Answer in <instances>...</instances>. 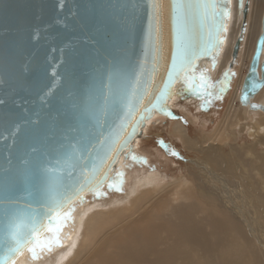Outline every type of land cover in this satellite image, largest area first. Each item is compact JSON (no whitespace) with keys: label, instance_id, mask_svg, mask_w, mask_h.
Returning a JSON list of instances; mask_svg holds the SVG:
<instances>
[{"label":"water","instance_id":"1","mask_svg":"<svg viewBox=\"0 0 264 264\" xmlns=\"http://www.w3.org/2000/svg\"><path fill=\"white\" fill-rule=\"evenodd\" d=\"M178 2L0 0V260L15 261L32 246L11 253L14 234L29 239L37 231L41 237L54 223L53 212L66 213L112 183L121 159L144 137L147 121L169 119L178 86L199 75L202 63L217 59L231 0H212L228 13L217 19L223 26L218 47L199 51L197 30L199 54L158 106L168 86ZM248 8L243 0L232 60ZM261 25L238 99L264 110L248 102L264 86V16ZM105 140L111 148L105 145L104 162L91 152L93 163L91 149Z\"/></svg>","mask_w":264,"mask_h":264},{"label":"bare ground","instance_id":"2","mask_svg":"<svg viewBox=\"0 0 264 264\" xmlns=\"http://www.w3.org/2000/svg\"><path fill=\"white\" fill-rule=\"evenodd\" d=\"M233 4V28L227 34L221 58L217 56L214 60L219 62L218 72L229 61V54L231 58L233 44L240 34L243 0H233ZM248 6L235 88L219 122L208 133L201 125L199 138L190 137L181 122L170 124V132L197 154L189 161L217 182L220 196L233 207L245 209L240 211L241 221L237 220L241 225L233 218L231 209L217 201L216 193L208 187L202 185L205 192L198 196L193 182L182 174L167 182L158 174L148 173L136 180L123 200L85 203L81 208L75 202L66 210L69 218L58 233L60 243L53 244L51 250L37 247L35 257L26 249L15 264H175L173 258L176 264H264V243L256 233V229L264 232V112L238 99L257 36L262 31L264 0H248ZM214 61L204 62L199 68L208 72ZM261 62H264V42ZM248 102L264 105V86ZM248 130L250 140L247 137L240 143L239 138L231 139L239 137V131ZM222 175L236 179V192L229 189ZM231 191L238 204L233 203ZM200 211L209 216L207 222L198 216ZM204 223L209 227L207 230ZM166 224L176 226L172 235L164 228ZM159 233L165 234L159 237L163 241L170 233L173 242L166 244L169 249L159 248ZM49 236L46 231L41 238ZM49 251L52 256L60 252L51 258Z\"/></svg>","mask_w":264,"mask_h":264},{"label":"rangeland","instance_id":"3","mask_svg":"<svg viewBox=\"0 0 264 264\" xmlns=\"http://www.w3.org/2000/svg\"><path fill=\"white\" fill-rule=\"evenodd\" d=\"M233 5V0H231L230 13L224 35L223 46L226 44L227 34L232 27ZM244 25H246V23ZM239 54L240 49L238 50L237 57L233 61L229 54V61H227L226 65L223 67V69H221L220 72L217 71L219 68L218 60L216 62H211L213 67L210 71L203 72L200 69L199 75H192L187 82L180 86V88H177V91H175L177 94L171 101L172 114L170 118L165 119L163 117L154 116L151 120L147 121L144 137L138 140L132 151L128 152L121 159L122 162L118 172H116L117 175L114 181L108 185H105V187H103V189L98 193L86 196L80 201H77L78 207L81 208V206L85 207L86 205H94L97 203L106 204V202L108 204L110 201L115 203L119 200H123L126 198V196H128L127 194L130 192V190L134 188L136 180L148 173L158 174L164 181L167 182L172 181L174 177H178L182 174L193 182L195 195L200 196V193L205 192V187L202 185L208 187L210 191H214L216 195H218H214L217 201L220 200L223 202L222 205L225 204L226 207H229L228 209H231L233 218L236 221H241L240 211L245 209L233 207V205L230 204L227 199L223 197V195L220 196L219 193H221V190L216 189V186L218 185L217 182L211 179L205 172L201 171L200 168L196 167L189 161L191 157H194L197 154L184 147L179 138L170 132V124L173 121H178L179 123L181 122L187 129L189 136L192 138L200 137V135L197 134H201V132H199L201 125L206 133L212 131L213 127H215V125L219 122V119L230 100L231 93L235 88L234 81L236 77V71L238 69L237 64L239 61ZM221 56L222 54L220 51L218 57L221 58ZM230 62L231 66H229ZM242 70L245 69L243 68ZM201 77L204 79L201 80ZM189 85H192V87ZM236 103H238V100ZM262 111L264 112V110ZM236 128L238 130L239 126ZM248 132L249 130L246 132L239 131V137L233 136L231 139L234 140L239 138L238 142L241 143L242 141L247 140V137L249 136ZM248 140H250L249 137ZM226 150H228V148H226ZM222 177L229 189L231 188V190L236 192V188H238L236 179L229 175H222ZM231 194L233 203L235 202L234 204H238V200L236 199V195L233 193V191H231ZM85 203L86 205H84ZM77 204L75 205L76 207ZM203 207H206L203 209L208 210L207 206ZM174 209L178 211L183 208ZM209 209L212 210V208ZM200 212L198 213V216H203L201 220L203 221L204 219L207 222V217L209 218V216L205 215V211L201 213ZM196 219H199V217ZM240 221L237 222L239 223ZM162 222L165 223L166 220H163ZM171 223L173 222L171 221ZM204 224V230H207L209 227L206 225V223ZM166 225L164 228H166V230L169 231L171 235L173 231L177 229L174 225ZM256 227L257 225L255 224L254 229ZM69 231L71 232V227L69 228ZM164 233H159L160 235L158 234V238H162V234L165 237ZM170 233L165 238L166 240H164L166 243L161 238H159V248L169 249L167 248L166 244H171L173 242V238H171ZM256 233L258 234L260 240L264 243L263 230L256 229ZM66 242H69V240ZM51 252L52 251H49L48 253L50 254ZM59 252L60 251L57 253ZM57 253H54L53 256L55 254L57 255ZM49 256L51 258L53 257L51 254ZM171 258H173V256H171ZM172 261L176 264L174 258Z\"/></svg>","mask_w":264,"mask_h":264},{"label":"snow or ice","instance_id":"4","mask_svg":"<svg viewBox=\"0 0 264 264\" xmlns=\"http://www.w3.org/2000/svg\"><path fill=\"white\" fill-rule=\"evenodd\" d=\"M228 2L229 0H224V3ZM174 11L175 47L168 73V86L160 92L158 97V106L161 108H163V101L170 94L169 88L171 83L182 72L186 73L191 69L193 58L199 54V51H206L209 48L218 47L217 33L222 30L223 26L217 23V19L221 15L224 17L228 15L225 8L217 3H213L212 0H180L176 4ZM210 18L211 23H209ZM197 30H199L200 37L203 40V47L199 51L194 43ZM205 30L207 32L206 35H204ZM203 79L201 77V80ZM189 86L192 87V85ZM246 96L247 94L245 93ZM169 114L171 115V113ZM129 115H131L130 112ZM121 128H123V125H121ZM112 142L114 143L115 140L113 139ZM106 144L108 145V149H110L111 145L108 144V140L102 142L98 147L91 149L89 159H92L93 163H95V159H99L101 163L104 162V158L108 154V150L105 149ZM101 150H103V155H101ZM91 152L95 153V159L92 158ZM50 211L52 210L50 209ZM68 218V213L53 212V215L49 219L53 220L54 223L47 225L46 228V231L50 234L48 239H42L37 231H33L29 239H17L14 234L13 239L15 240V244L9 251L17 254L24 246L32 245L28 247V251L35 257L37 247L51 250L53 244L60 243L58 233L62 230L64 222ZM0 264H15V261L9 257L7 262L0 260Z\"/></svg>","mask_w":264,"mask_h":264}]
</instances>
